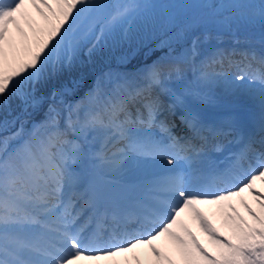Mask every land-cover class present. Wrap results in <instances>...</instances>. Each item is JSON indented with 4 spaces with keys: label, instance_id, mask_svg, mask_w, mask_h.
I'll return each instance as SVG.
<instances>
[{
    "label": "snow or ice",
    "instance_id": "1",
    "mask_svg": "<svg viewBox=\"0 0 264 264\" xmlns=\"http://www.w3.org/2000/svg\"><path fill=\"white\" fill-rule=\"evenodd\" d=\"M0 264H264V0H0Z\"/></svg>",
    "mask_w": 264,
    "mask_h": 264
},
{
    "label": "rangeland",
    "instance_id": "2",
    "mask_svg": "<svg viewBox=\"0 0 264 264\" xmlns=\"http://www.w3.org/2000/svg\"><path fill=\"white\" fill-rule=\"evenodd\" d=\"M222 37H227V36H221L219 40H221ZM258 37H259V35L257 33L255 39L258 38ZM159 38L160 37H154L153 40L151 42H149L150 51H149V48H146L144 55H141V56H139L138 59L133 60L130 65H122L120 67V70L124 71V72H134L138 68L143 67L145 63H149L147 61H149L148 59H149L150 55L154 56L157 53V52H154V50L160 49V47H158ZM215 42H217V40ZM180 51H182V48L179 45H177V44H173L172 49L165 48V50L161 54L157 55V57H162L166 53H169V52H171L172 55H177V54H179ZM84 76H85V80H84V83H83L82 90L86 91L88 86L92 83V73H91V71L85 72Z\"/></svg>",
    "mask_w": 264,
    "mask_h": 264
},
{
    "label": "bare ground",
    "instance_id": "3",
    "mask_svg": "<svg viewBox=\"0 0 264 264\" xmlns=\"http://www.w3.org/2000/svg\"><path fill=\"white\" fill-rule=\"evenodd\" d=\"M215 43L219 44L221 47H226V46L229 45V44H232L233 46H238V45H237V42H236L235 40H233V39H232L229 43H226V41H224V40H220V41L215 42ZM214 221H216V222L219 223L218 219H216V218H214ZM206 242H207V241H206ZM207 246H208V245H207Z\"/></svg>",
    "mask_w": 264,
    "mask_h": 264
},
{
    "label": "trees",
    "instance_id": "4",
    "mask_svg": "<svg viewBox=\"0 0 264 264\" xmlns=\"http://www.w3.org/2000/svg\"><path fill=\"white\" fill-rule=\"evenodd\" d=\"M163 49H164V48H162V50H163ZM160 50H161V49H157V50H154V51L158 53V52H160ZM149 58H151V55H150Z\"/></svg>",
    "mask_w": 264,
    "mask_h": 264
}]
</instances>
